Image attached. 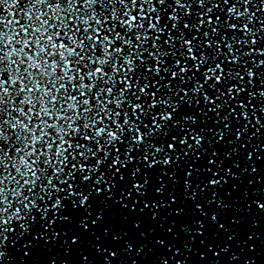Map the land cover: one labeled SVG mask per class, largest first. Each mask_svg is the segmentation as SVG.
I'll list each match as a JSON object with an SVG mask.
<instances>
[{"label":"snow or ice","instance_id":"obj_1","mask_svg":"<svg viewBox=\"0 0 264 264\" xmlns=\"http://www.w3.org/2000/svg\"><path fill=\"white\" fill-rule=\"evenodd\" d=\"M0 264H264V0H0Z\"/></svg>","mask_w":264,"mask_h":264}]
</instances>
